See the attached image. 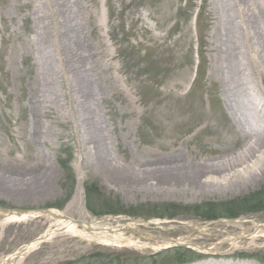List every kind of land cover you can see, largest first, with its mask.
Returning <instances> with one entry per match:
<instances>
[{
    "label": "rangeland",
    "instance_id": "rangeland-1",
    "mask_svg": "<svg viewBox=\"0 0 264 264\" xmlns=\"http://www.w3.org/2000/svg\"><path fill=\"white\" fill-rule=\"evenodd\" d=\"M243 4L233 19V0H0V182L26 193L0 188V264H264V147L201 187H133L107 179L90 143L101 134L113 163L133 173L172 153L221 164L264 141V64ZM74 53L96 89L89 113ZM48 64L61 100L43 106L35 95L51 82ZM131 219L164 224L121 232L122 244L75 232ZM172 240L185 246L166 248Z\"/></svg>",
    "mask_w": 264,
    "mask_h": 264
},
{
    "label": "bare ground",
    "instance_id": "bare-ground-1",
    "mask_svg": "<svg viewBox=\"0 0 264 264\" xmlns=\"http://www.w3.org/2000/svg\"><path fill=\"white\" fill-rule=\"evenodd\" d=\"M235 7L238 8V13H235L236 11H233L230 7L224 6L225 10L228 12H232L233 19L235 16L238 19L243 18V12H242V6H244L243 3H245L247 11L249 14L248 17L251 19L252 24H253V29L255 33V40H256V45L258 49L259 56L261 58L262 63L264 64V7H262L261 4L255 2L254 0H233ZM61 6L63 7V13L61 14H67L68 12L64 11L68 5L66 3H61ZM234 9V8H233ZM236 14V15H235ZM66 16V15H65ZM65 23H68L69 21H64ZM240 35V32L237 34V36ZM236 36V38H237ZM239 37V36H238ZM70 39V38H69ZM228 47H229V52L230 53V58L228 61L229 64H239V55H240V48L238 45L235 44V42H228ZM43 47L48 48V39L45 38L43 39ZM49 54V53H48ZM46 54L47 56V61H49V55ZM79 53H74L73 59L75 60L74 64L77 66L74 67L75 73H77L76 78H75V90L76 93H78L79 98L82 99V112L89 113L92 111L93 106L91 105V99H89L90 94H96V89L91 90V85L92 82H88L89 80L83 78V74L85 76V67H84V62L82 58H79L77 55ZM51 56V55H50ZM48 74L51 76V82L49 84H44L41 82H38V85L40 84L41 86L38 87V91L36 92V99L37 103L39 105L45 106L47 103H52V102H58L60 104L61 100V91L59 90L60 87L58 85L57 80H54L55 77V72L54 68L52 65L48 64ZM82 75V76H80ZM45 86V87H43ZM40 88V89H39ZM41 89H44L43 91H40ZM53 90V91H52ZM51 96H53L52 99ZM45 108L43 107V110ZM47 111V107L45 109ZM250 113L254 114V109L253 107L249 108ZM93 122L91 124L95 125V119H92ZM93 130V128H92ZM91 130V131H92ZM91 133V132H90ZM101 134L94 132L92 134V137L90 138V143L92 144V149H93V155L95 157V160L99 161L101 165V170L104 175H106L107 179L111 181L112 183H117V184H124V185H129V186H138L140 184H143L144 182L148 181H154L157 184H163V183H171L174 185H186V186H192V187H201L204 186L205 181L211 176H218L222 173V170L227 168H231L232 166H236L239 164H243L245 162L250 161L256 154L257 151L261 150L260 148L264 147V141H258L256 144L252 145L249 147L246 151L243 153H240L239 155H236L233 157L231 160H228L225 163L221 164L216 163V162H208L204 161L203 163H197L193 161L190 158H186L183 155H180L178 153L170 154L166 157H161L157 162H151V163H141L138 166L139 170L138 172H133V173H127L125 172L121 167L117 166L116 164L113 163V161L110 158V153L108 152L104 140L100 136ZM259 148V149H258ZM6 187L5 189L8 191H11L13 193H21L23 196L26 195V193L22 192V190H19L18 187L16 191L14 188L8 185H4L2 182H0V188ZM21 191V192H20ZM27 213L23 214L22 216H11L16 219H22L26 217ZM68 225L73 224L72 221H67ZM104 223V222H103ZM106 224V223H105ZM132 224V223H129ZM74 225V224H73ZM108 225V224H107ZM119 225L113 226L117 227ZM76 228L75 226H72ZM112 227V228H113ZM107 229H110L109 227L102 226V228L94 229L92 231H86V228L83 229H76V233L81 234L82 237L86 238H92L96 241L101 242L102 244H108L110 237L113 236L115 239L116 243H125L123 238L120 236L122 231H118L117 229H113V232H108ZM74 232V231H73ZM72 232V233H73ZM115 234H117L115 236ZM177 241V240H175ZM165 246H170L172 243L170 241H165ZM164 246V247H165ZM218 253H216L217 255ZM214 255V254H213ZM199 264H251V263H245L241 262L238 260H233L230 263H227L226 261H219V260H214V259H204L202 262H199Z\"/></svg>",
    "mask_w": 264,
    "mask_h": 264
},
{
    "label": "water",
    "instance_id": "water-1",
    "mask_svg": "<svg viewBox=\"0 0 264 264\" xmlns=\"http://www.w3.org/2000/svg\"><path fill=\"white\" fill-rule=\"evenodd\" d=\"M4 211H7V214H9V215H12V214L14 213V211L11 210V209H10V210L7 209V210H4ZM15 212H16L17 215H21L22 213H25V212L27 213V212H29V210L17 209V210H15ZM30 212H33V211H30ZM35 212H40V213H43V214H45V215H50V216L60 217V216H58L57 214L51 212L50 210H35ZM62 217H63V216H62ZM74 222H76V221H74ZM130 222H131L132 224H144V223H147V224H154L153 222H150V221H139L138 219H131ZM76 223H77V222H76ZM78 225H81V226H82V222H78ZM125 225H128V222L125 223ZM157 225H158V224H157ZM259 227H261V228L264 229V225H259ZM128 228H129V227H128ZM128 228L125 227V226H122V227H120L118 230H119V231L124 230V229L129 230ZM165 228L168 229V227H165ZM108 231H109V232H113V229H108Z\"/></svg>",
    "mask_w": 264,
    "mask_h": 264
},
{
    "label": "trees",
    "instance_id": "trees-1",
    "mask_svg": "<svg viewBox=\"0 0 264 264\" xmlns=\"http://www.w3.org/2000/svg\"><path fill=\"white\" fill-rule=\"evenodd\" d=\"M66 161H64V163H65ZM95 187H96V185H92V186H86V192H87V198L89 199V197H90V195H92V194H95L96 193V189H95ZM91 208V207H90ZM180 211H182V210H180ZM175 212H179V210L178 211H175ZM183 212V211H182ZM228 216H232V215H234V213H230V214H227ZM170 216H172V215H170ZM174 216V215H173ZM208 216V215H207ZM203 217H206V216H204V214H203Z\"/></svg>",
    "mask_w": 264,
    "mask_h": 264
}]
</instances>
